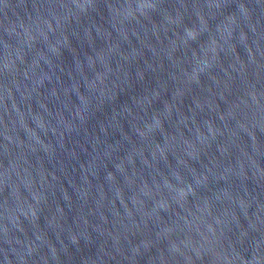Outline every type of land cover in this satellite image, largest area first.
Segmentation results:
<instances>
[{
    "label": "water",
    "instance_id": "1",
    "mask_svg": "<svg viewBox=\"0 0 264 264\" xmlns=\"http://www.w3.org/2000/svg\"><path fill=\"white\" fill-rule=\"evenodd\" d=\"M0 264H264V0H0Z\"/></svg>",
    "mask_w": 264,
    "mask_h": 264
}]
</instances>
